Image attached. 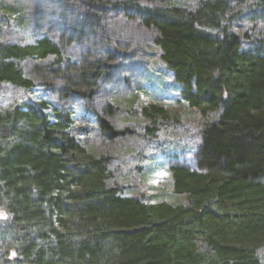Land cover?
Wrapping results in <instances>:
<instances>
[{
	"label": "trees",
	"instance_id": "1",
	"mask_svg": "<svg viewBox=\"0 0 264 264\" xmlns=\"http://www.w3.org/2000/svg\"><path fill=\"white\" fill-rule=\"evenodd\" d=\"M73 1L58 41L25 43L1 31L30 26L32 13L0 0V264H263L264 0ZM118 18L145 34L163 68L146 76L213 115L189 160L165 158L172 201L132 190L117 148L100 147L135 139L132 118L148 139L171 120L163 105L137 103L140 84L127 126L113 124L117 103L95 107L99 87L132 59L109 36ZM5 86L39 93L8 104ZM65 99L88 115L81 125Z\"/></svg>",
	"mask_w": 264,
	"mask_h": 264
},
{
	"label": "rangeland",
	"instance_id": "2",
	"mask_svg": "<svg viewBox=\"0 0 264 264\" xmlns=\"http://www.w3.org/2000/svg\"><path fill=\"white\" fill-rule=\"evenodd\" d=\"M22 5L28 13H32V17L28 19L30 26L18 29L14 22H10L11 27L5 32L1 31L2 36H6L15 41L32 42L35 39L36 34H42L58 41V32L61 24L67 22L69 18V9L74 6L73 0H41L37 2L32 0H22ZM41 20L42 27L39 28L37 24ZM108 29L109 36L117 44L118 49L124 52H130L132 59L128 62H124L117 68L116 75L112 82L107 85H101L94 98V105L97 109H100L102 105H105L108 101L117 103L118 109L113 124L118 128H123L127 124L123 123L126 116L125 109L127 107L126 102L129 100V94L136 93L135 89L140 84V87L145 92L141 91L139 94L138 104L147 103H159L165 107L170 113L171 120H169V128L166 131L162 129L160 133L154 139H148L143 136L141 129V122H136V118H132V122H128L131 129L135 131V139L129 138L130 136L121 140L115 141L112 146L106 147V144H100L101 148L114 147L117 149L113 155L115 157H122L120 162L121 172L124 173V181L132 185L131 189L137 193H140L146 198L149 196H162L161 200L172 201L173 198L170 195V176L166 171V159L167 156H175L179 160L185 158L189 160L191 153L194 151L196 142L198 140V127L206 118H211L213 115H208L206 118H202L196 110L189 109L185 104L178 102V96L176 92L164 91L170 89L172 86L167 84L169 80L163 81L158 76L152 78L146 76V71L152 68H157L162 74L163 68L160 64H154L157 61L156 56H153L149 60L150 56L147 47V37L139 29L126 23L124 20L118 18L110 22ZM150 48V47H149ZM66 54L75 56L78 52V46L67 45L64 46ZM32 62L26 64L27 67ZM25 65V70H26ZM156 70V71H157ZM2 100L5 103H15L25 100L27 97L36 98L38 91H31L24 93L20 89L5 86L3 88ZM37 92V93H36ZM64 103L71 106V110L74 114L75 122L81 125L82 122L77 120V115L84 116V109L80 104L72 101V99H65ZM84 117H88L84 116ZM80 138H82L80 136ZM125 141L126 145H122ZM153 162L149 164L148 161ZM190 162V161H189ZM140 164V169H137V165ZM160 198V197H159ZM258 256L260 261L264 264V249L259 250Z\"/></svg>",
	"mask_w": 264,
	"mask_h": 264
}]
</instances>
